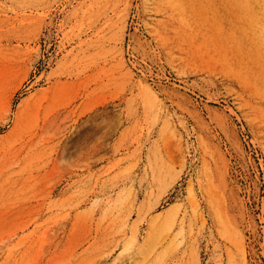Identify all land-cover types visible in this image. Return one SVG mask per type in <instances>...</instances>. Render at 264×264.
<instances>
[{
    "label": "rangeland",
    "instance_id": "1",
    "mask_svg": "<svg viewBox=\"0 0 264 264\" xmlns=\"http://www.w3.org/2000/svg\"><path fill=\"white\" fill-rule=\"evenodd\" d=\"M0 264H264L261 0H0Z\"/></svg>",
    "mask_w": 264,
    "mask_h": 264
},
{
    "label": "bare ground",
    "instance_id": "2",
    "mask_svg": "<svg viewBox=\"0 0 264 264\" xmlns=\"http://www.w3.org/2000/svg\"><path fill=\"white\" fill-rule=\"evenodd\" d=\"M261 14L264 17V0H261Z\"/></svg>",
    "mask_w": 264,
    "mask_h": 264
}]
</instances>
